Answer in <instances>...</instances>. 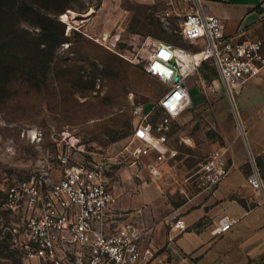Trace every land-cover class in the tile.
<instances>
[{"label":"rangeland","instance_id":"rangeland-1","mask_svg":"<svg viewBox=\"0 0 264 264\" xmlns=\"http://www.w3.org/2000/svg\"><path fill=\"white\" fill-rule=\"evenodd\" d=\"M13 1L10 10L0 11V264L22 261L12 239L22 230L23 218L4 207V189L32 177L56 180L62 153L78 162L100 154L113 158L107 179L127 206L143 200L142 208L128 210H141L145 222L181 218L179 207L202 190L201 164L218 151L227 157L222 129L233 127L241 136L213 64L203 62L185 83L193 102L201 97V88L215 94L216 102L210 98L205 108L189 107L172 120L169 152L157 172L148 168L155 153L138 164L124 152L118 154L131 143L142 120L134 105L144 104L146 113L167 90L145 70L153 44L165 41L188 51L196 47L182 36L187 3L4 0L6 6ZM37 11L64 25L56 24L54 32L60 35L64 29L65 42L54 41ZM68 11L91 15L73 22ZM191 55L198 63L200 55ZM162 116L156 110L151 121Z\"/></svg>","mask_w":264,"mask_h":264},{"label":"built area","instance_id":"built-area-1","mask_svg":"<svg viewBox=\"0 0 264 264\" xmlns=\"http://www.w3.org/2000/svg\"><path fill=\"white\" fill-rule=\"evenodd\" d=\"M183 1L188 7L182 36L199 49L182 50L188 54L200 53V62L183 71L176 46L165 41L153 44L145 70L165 83L167 90L146 113L142 104L134 105V114L142 120L135 126L131 143L118 154L124 152L138 164L155 153L156 158L148 164L153 172H157V166L169 152L172 120L192 104L185 80L199 65L213 64L232 98L241 129L233 94L238 86L264 74V0L260 3L259 19L262 33L243 41L227 36L222 20L208 13L202 0ZM156 110L163 112V116L153 123L151 117ZM112 159L100 154V158L78 162L71 154L62 153L58 155L60 174L56 180L32 177L4 189V207L23 218L22 230L12 239L22 259L18 264H150L155 259L158 248L153 245L152 226L140 217L138 210L120 206V193L107 179L106 170ZM250 162L248 184L261 194L264 203V174L254 157ZM198 173V187L214 190L231 173L225 152L218 151L209 157ZM168 222V246H171L188 226L175 216ZM234 223L227 215L220 217L217 233L230 231ZM182 264L198 262L184 256Z\"/></svg>","mask_w":264,"mask_h":264},{"label":"crops","instance_id":"crops-1","mask_svg":"<svg viewBox=\"0 0 264 264\" xmlns=\"http://www.w3.org/2000/svg\"><path fill=\"white\" fill-rule=\"evenodd\" d=\"M202 2L208 13L222 20L226 35L233 36L237 41L256 38L263 31L259 22L262 0ZM198 49L196 46L192 52ZM194 61L197 63L195 57ZM201 90V97L196 102L191 99L190 107L203 109L210 98L216 102L215 94H206ZM223 99L226 105L232 103L229 95H223ZM233 99L245 135L240 131L241 136H237L233 127L221 131L227 137L231 173L214 190H201L195 198L179 207L176 213H184L181 218L188 229L178 234L171 246H168V218L166 222H146L153 228L152 241L158 248L150 264H182L184 256L198 264H264V203L261 194L253 190L247 181L252 169L251 157L255 158L264 174V74L238 86ZM142 203L143 200L138 198L128 206L120 201V206L135 209L142 208ZM138 211L140 214L141 210ZM224 215L233 218L235 223L230 231L221 236L216 231V224Z\"/></svg>","mask_w":264,"mask_h":264},{"label":"trees","instance_id":"trees-1","mask_svg":"<svg viewBox=\"0 0 264 264\" xmlns=\"http://www.w3.org/2000/svg\"><path fill=\"white\" fill-rule=\"evenodd\" d=\"M14 5V1L13 4H11L10 6H6L4 0H0V11H4V9H9ZM8 7V8H7ZM31 10H34L33 8H31ZM37 17L41 20V25L46 28V30L48 32H51L54 41L58 44L65 42L66 37L64 36V29H61V34L59 35L58 33H55V26L56 24H59L60 21L59 20H53L52 16L48 13V12H40L37 11ZM61 25H63L62 23H60ZM64 26V25H63ZM59 35V36H58Z\"/></svg>","mask_w":264,"mask_h":264},{"label":"bare ground","instance_id":"bare-ground-1","mask_svg":"<svg viewBox=\"0 0 264 264\" xmlns=\"http://www.w3.org/2000/svg\"><path fill=\"white\" fill-rule=\"evenodd\" d=\"M67 13H69V16L73 22H78L80 20H81L80 22H83V21L87 20L91 15V13H90V14H87L85 16H78L72 11H68ZM176 52H177L179 59H180L179 62H180V66L182 67L181 70L185 71L186 69L190 68L192 64H195L194 63L195 61H194L191 54L184 52L179 47H176ZM194 54H196V53H194ZM196 55H200L199 60H198V63H199L202 55L200 53H197Z\"/></svg>","mask_w":264,"mask_h":264},{"label":"water","instance_id":"water-1","mask_svg":"<svg viewBox=\"0 0 264 264\" xmlns=\"http://www.w3.org/2000/svg\"><path fill=\"white\" fill-rule=\"evenodd\" d=\"M175 79H177V78H175ZM192 105V104H191Z\"/></svg>","mask_w":264,"mask_h":264}]
</instances>
